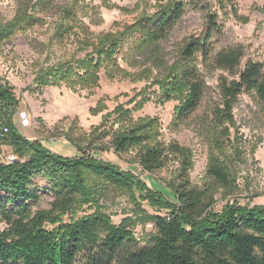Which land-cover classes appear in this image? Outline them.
Here are the masks:
<instances>
[{
	"label": "trees",
	"instance_id": "trees-1",
	"mask_svg": "<svg viewBox=\"0 0 264 264\" xmlns=\"http://www.w3.org/2000/svg\"><path fill=\"white\" fill-rule=\"evenodd\" d=\"M203 1L190 0L193 6ZM159 7L154 16L137 24L139 33L131 43V54L149 53L153 68L164 70L165 80L153 85L161 88L160 102L183 98L177 110L179 121L196 113L205 97L207 84L199 59L206 69L221 70L232 77L220 79V104L212 111L210 132L218 156L210 160L209 182L201 188L193 186L192 151L176 142L165 145L157 140L155 119L140 118L117 131L105 129L112 116L108 114L92 134L105 129L101 137H111L115 154L137 149L142 172L151 175L172 161L178 164L176 180L168 184L173 201L153 190L146 198L153 207L169 213L149 219L156 232L145 245L136 237L135 222L130 218L115 225L106 212L98 210L67 222L65 217L78 206L99 203L103 185L133 193L135 176L86 153L82 143L88 141L87 135L81 139L68 136L81 152L73 158L57 155L42 142L24 137L14 123L20 101L14 88L0 79V129H9L0 143L9 145L18 157L13 164L0 161V217L6 226L0 230V264H264V208L229 207L223 214L214 211L217 194L230 193L236 187L226 159L231 136L227 124L233 122L234 108L243 92L253 95L264 112V64L249 60L243 65L246 52L241 45L216 52L212 40L220 25L212 14L204 35L186 42L168 73V62L158 58L161 46L182 19L187 4L173 2ZM46 17L59 20L53 37L56 44L63 46L74 39L77 49L86 55L43 72L35 82L40 88L65 84L72 90L88 89L99 82L102 69L111 81L152 78L154 73L147 69L130 73L121 67L118 57L127 49L125 33L96 36L79 20L77 10L58 7L55 0H20L13 22L0 29V47L16 31L34 28ZM103 108L99 104L91 113L98 115ZM115 111L119 112L115 122L125 125L132 120L129 110ZM94 143L92 140L90 145ZM39 176L49 182L53 199L48 209L35 211L43 195L33 189Z\"/></svg>",
	"mask_w": 264,
	"mask_h": 264
},
{
	"label": "rangeland",
	"instance_id": "rangeland-1",
	"mask_svg": "<svg viewBox=\"0 0 264 264\" xmlns=\"http://www.w3.org/2000/svg\"><path fill=\"white\" fill-rule=\"evenodd\" d=\"M19 2L0 0V29L13 22ZM173 2L187 4V8L168 41L161 46L158 58L168 62V73L186 42L204 35L212 14L218 17L220 25L212 40L216 52L241 45L246 52L243 65L249 60L264 64V0H204L195 6L190 0H55L58 7L69 6L77 10L79 20L96 36L125 33L127 49L118 57L119 63L130 73L144 69L153 72L152 78L146 81L134 82L130 78L111 81L102 69L98 73L99 82L88 89L78 87L72 90L65 84L40 88L35 82L43 72L60 62L86 55L77 49L74 39L63 46L54 42L59 22L57 17H46L34 28H21L0 47V79L2 84L9 83L14 88L20 101L14 123L24 137L42 142L57 155L73 158L80 156L81 152L68 136L81 139L83 134L87 135L88 141L82 143L86 153L135 176L133 193L103 185L98 204L78 206L65 217V221L92 215L98 210L106 212L115 225L130 218L135 222L133 231L143 245L156 232L149 219L169 213V210L153 207L146 199L147 195L153 190L173 201L168 184L175 182L178 164L172 161L152 175L143 173L137 161V149L117 155L112 148L111 137H101V132L112 127L117 131L131 127L140 118L155 119L157 140L165 145L176 142L192 151L191 182L194 187H204L209 182L207 170L210 160L212 156H218L212 146L210 131L212 111L220 104V79L232 78L224 71L206 69L199 59L207 90L198 111L189 119L179 121L177 110L183 98L178 96L165 102L158 100L161 88L153 84L165 80L167 75L162 76L164 70L153 68L149 53L136 57L131 54L130 46L139 33L137 24L159 12L160 5L168 6ZM135 60H141V63L137 64ZM99 104L104 106V110L93 115L91 110L99 108ZM119 108L131 112L132 120L125 125L115 122L119 115L115 110ZM108 114L112 116L106 128L92 134ZM227 126L231 136L226 159L236 178V187L230 193L217 194L214 211L223 214L229 207L264 208V112L253 95L243 92L238 97L234 120ZM91 138L95 140L93 145H90ZM100 148L104 150L98 151ZM12 152L9 145L0 143V161L6 162L7 155ZM49 188L45 177L39 176L34 180L33 189L43 194L35 211L49 208L53 199ZM5 228L0 217V230Z\"/></svg>",
	"mask_w": 264,
	"mask_h": 264
},
{
	"label": "built area",
	"instance_id": "built-area-1",
	"mask_svg": "<svg viewBox=\"0 0 264 264\" xmlns=\"http://www.w3.org/2000/svg\"><path fill=\"white\" fill-rule=\"evenodd\" d=\"M4 129H8L7 126H4L3 128L0 129V139L4 138ZM18 161V157L14 152L10 153L6 157V163L13 164Z\"/></svg>",
	"mask_w": 264,
	"mask_h": 264
},
{
	"label": "bare ground",
	"instance_id": "bare-ground-1",
	"mask_svg": "<svg viewBox=\"0 0 264 264\" xmlns=\"http://www.w3.org/2000/svg\"><path fill=\"white\" fill-rule=\"evenodd\" d=\"M9 132V129H4V135H7ZM9 164V163H8Z\"/></svg>",
	"mask_w": 264,
	"mask_h": 264
}]
</instances>
